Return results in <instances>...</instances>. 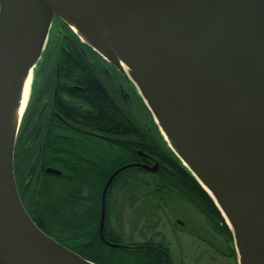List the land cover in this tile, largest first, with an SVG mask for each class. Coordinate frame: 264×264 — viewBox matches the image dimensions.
I'll list each match as a JSON object with an SVG mask.
<instances>
[{"label": "water", "instance_id": "obj_1", "mask_svg": "<svg viewBox=\"0 0 264 264\" xmlns=\"http://www.w3.org/2000/svg\"><path fill=\"white\" fill-rule=\"evenodd\" d=\"M82 1L96 24L79 0H58L57 10L85 42L50 0H0V264H94L46 236L20 201L13 157L25 110L11 143L5 136L15 85L33 65L32 89L54 19L134 86L219 212L237 263L264 264V0ZM130 168L154 173L158 163L109 177L102 241L107 189Z\"/></svg>", "mask_w": 264, "mask_h": 264}, {"label": "trees", "instance_id": "obj_2", "mask_svg": "<svg viewBox=\"0 0 264 264\" xmlns=\"http://www.w3.org/2000/svg\"><path fill=\"white\" fill-rule=\"evenodd\" d=\"M59 23L63 30L51 34L43 53L45 58V53L54 51V61L43 67L41 76L37 71L22 121L31 114L36 93L39 98L49 97L51 102L56 90L55 108L69 123L68 174L63 179L42 172L41 180H37L36 185H33L34 178L26 184L31 159L20 167L14 148V177L19 172L16 188L31 220L46 236L94 264H168V251L165 249L136 246L126 250L110 246L112 240L118 242L123 239L121 232L117 233L109 225L112 198L141 189L147 191V195L157 203L177 198L199 215L205 229L223 233L230 240L231 234L219 212L167 148L147 109L144 107L150 125L145 130V126L143 129L139 122L126 114L111 95L112 86L107 78L111 67L81 44L66 25ZM102 64L106 66L102 67ZM122 79L128 83L124 77ZM63 96L70 103H65L61 99ZM134 96L141 101L135 92ZM93 133L100 135L97 140L100 159L96 167L84 161L88 156L93 160ZM54 146V142L48 141L44 151ZM139 154H145L152 158L150 162L158 163V171L148 174L138 168H130L111 181L105 196L102 231L107 245L98 235L102 190L116 170L138 163L141 160ZM41 162L44 168L49 166L45 155ZM84 184L89 187L83 188ZM135 202L136 198H133L129 208H133Z\"/></svg>", "mask_w": 264, "mask_h": 264}, {"label": "flooded vegetation", "instance_id": "obj_3", "mask_svg": "<svg viewBox=\"0 0 264 264\" xmlns=\"http://www.w3.org/2000/svg\"><path fill=\"white\" fill-rule=\"evenodd\" d=\"M54 27L56 33L58 32L57 28V20L54 21ZM61 30V29H60ZM63 30V28H62ZM51 34H53V30L51 31ZM50 65V64H49ZM48 65V66H49ZM42 71L40 72L41 76ZM57 78V77H56ZM107 78L109 80L108 84H110L113 88L114 86L118 88V91L122 94L123 99L127 102L129 101L128 95H124L122 93V87H125L127 83L119 77L113 70L109 69L107 73ZM51 98V97H50ZM56 90H54L52 101L49 102V97H43L39 98V94L36 93L34 95L33 101L35 100L34 104L31 105V114H29V117H27L21 122L16 143H15V154L16 157L19 160L20 167L26 165L27 159H31V162L29 164V167L27 169V174L29 175L26 184L28 182H32L33 178V185H36L37 180H41L42 172L45 174L46 170L51 169L55 170L57 174H48L51 176H61L63 179L67 178V170H68V148L67 143L69 139L68 135V128L69 123L66 121L56 110L55 108V100H56ZM61 99L64 100L65 103H70L69 99L67 97H61ZM79 109H82V107H78ZM93 137V160H90V156H88V159H84L86 164H91L96 167L98 166L99 162V151L97 150V146H99V143H97V140L100 139V135L97 133L91 134ZM54 142V147H49L46 151H44V146L47 142ZM45 155L47 158V164L48 167H43L41 159L42 156ZM140 161L138 163H135L137 165H144L146 167H152L155 163L150 162L153 161L151 157L145 155V154H139ZM151 163V164H149ZM85 169V164L83 165ZM88 168V167H86ZM142 170L141 168H138ZM144 171V170H142ZM158 171V169H157ZM156 171V172H157ZM146 172V171H144ZM154 172V173H156ZM17 173V172H16ZM148 173V172H146ZM154 173H148V174H154ZM19 177V172L17 173ZM17 175L15 174V184L17 182ZM27 178V177H26ZM86 185H90L89 183H85ZM83 185V188L89 187L86 185ZM93 186V185H92ZM33 189V188H32ZM145 218V217H144ZM105 221V219H104ZM141 223H144L142 225V235L140 237V240L136 241L133 237L130 239L126 237V239H122L121 241H114L110 243L112 248L115 249H126V250H132L136 246H152V247H158L161 249L167 250L168 255V264H181V260L184 261V258L182 255L176 256L170 249V242L167 241L166 236L164 235L163 231L158 229L159 226H150L146 220H141ZM146 223V224H145ZM176 224L183 226V223L180 221H176ZM111 227V226H110ZM114 231L117 233H120V230H117L115 227H111ZM99 235V233H98ZM179 236V235H178ZM180 237V236H179ZM184 237H188L192 240L194 244H196V248L201 250L197 252L196 259L200 260H208V264H233V255L234 248H233V242L232 239L229 240V238L223 234V233H215L210 230H193L189 231ZM103 241L100 238L99 239L107 244L105 238L103 237ZM109 245V244H107ZM204 250V251H203ZM203 252V253H202ZM185 257V256H184ZM199 260V261H200ZM185 264V263H184Z\"/></svg>", "mask_w": 264, "mask_h": 264}, {"label": "rangeland", "instance_id": "obj_4", "mask_svg": "<svg viewBox=\"0 0 264 264\" xmlns=\"http://www.w3.org/2000/svg\"><path fill=\"white\" fill-rule=\"evenodd\" d=\"M53 24L54 22H52L49 37L52 36V30L53 35L56 34V29ZM57 28L58 32L60 29L62 30V27L58 21ZM44 56L45 58L42 56L40 62L41 66L38 65V73L43 71V67H47L54 61V51L52 53H45ZM87 56L92 62L89 55ZM105 66L106 65L102 64V67ZM110 69L113 70L119 77H123L113 67ZM116 87H111L112 90L110 93L120 108L130 117L135 119L137 123L139 122L143 129L144 126L145 130L148 129L150 124L147 121V111L144 108L145 106H143L144 104H142L143 102L134 96V92L136 93L134 86L128 82L127 85L121 89L122 93L124 95H128L129 97V101L127 102L123 99L122 94ZM31 94L32 90L30 92V96ZM131 196L133 197L131 198ZM133 198H136V202L134 203L133 208H129L128 205L130 201L133 200ZM110 204L111 206L109 208L108 214L109 225L111 227L117 228V230H120L123 239H126V237L129 239L133 237L134 240L139 241L142 235V225H144V223H141V220H146L150 226H159L158 229L163 231L167 241L170 242L171 251L176 256L179 254L185 256H183L184 261L181 260V264H208V260H200L195 258L197 256L196 253L201 250L196 248L197 245L194 244L190 238L184 237V235H186L189 231L200 229L205 230V227L199 215L192 208L177 198H170L166 203H157L147 195V191L137 189L126 196H114ZM176 221L182 222L183 226L176 224ZM233 257V264H238L236 253L233 255Z\"/></svg>", "mask_w": 264, "mask_h": 264}, {"label": "bare ground", "instance_id": "obj_5", "mask_svg": "<svg viewBox=\"0 0 264 264\" xmlns=\"http://www.w3.org/2000/svg\"><path fill=\"white\" fill-rule=\"evenodd\" d=\"M50 1L52 4V7H53V12L60 14L62 16V18L65 21H67L71 25L72 28H74V30L78 33L80 38L85 42L86 38L81 33H79L78 30L72 25V23L68 19L67 15L61 14L57 10L58 0H50ZM79 3H80V6L82 7L84 15H86V17L89 19V21L96 24L97 22L95 20V15L91 12H88V9L85 7L84 2L82 0H79ZM116 62L118 64V66L122 69V71H124V73H126L129 76V72L126 69V67L123 65V63L120 60H117ZM32 68H33V65L28 67L23 72L19 81L15 85V89L13 92L12 101H11V105H10V111H9L8 116H7V127H6V132H5L6 139L9 140V143H11V141L14 138V135L16 133V130H17L19 123H20V120H21V116H22V114L25 110V107L28 103V100H29L30 91H31V84H32V76H33ZM166 139H167L168 143L170 144V147L175 152L178 153L176 147L171 143L169 138L166 137ZM186 165H187V163H186ZM202 186H203V184H202Z\"/></svg>", "mask_w": 264, "mask_h": 264}]
</instances>
